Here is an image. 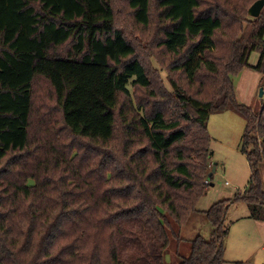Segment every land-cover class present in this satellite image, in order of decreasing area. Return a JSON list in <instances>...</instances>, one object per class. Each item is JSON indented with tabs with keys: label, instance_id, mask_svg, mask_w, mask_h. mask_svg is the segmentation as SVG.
I'll return each instance as SVG.
<instances>
[{
	"label": "trees",
	"instance_id": "1",
	"mask_svg": "<svg viewBox=\"0 0 264 264\" xmlns=\"http://www.w3.org/2000/svg\"><path fill=\"white\" fill-rule=\"evenodd\" d=\"M247 6L0 0V264H166L212 185L209 115L233 110L248 186L205 211L212 238L177 264L225 262L231 203L264 219V103L233 81L264 75V8L245 21Z\"/></svg>",
	"mask_w": 264,
	"mask_h": 264
},
{
	"label": "rangeland",
	"instance_id": "2",
	"mask_svg": "<svg viewBox=\"0 0 264 264\" xmlns=\"http://www.w3.org/2000/svg\"><path fill=\"white\" fill-rule=\"evenodd\" d=\"M230 1V0H229ZM250 7V3L243 0H231ZM247 6V7H248ZM248 7V9H249ZM264 8V6H263ZM262 8V9H263ZM248 11V10H247ZM245 21L249 20L247 12ZM244 21V25L247 23ZM259 55L253 52L249 62L256 64ZM153 67L160 70V66L153 61ZM165 85L170 88L165 79L166 72L161 71ZM237 100L250 107L254 113L261 111L264 103V75L260 72L244 67L233 77ZM132 92L133 87L129 85ZM262 90V93L260 92ZM208 131L211 135V160L216 171L197 203L198 212L194 213L178 230L181 240L171 236V243L166 249V264H177L180 254L188 255L190 241L196 236L210 240L214 229L209 222L205 211L219 200L232 201L237 192H243L249 183L251 170L242 151V138L245 120L236 111L224 110L213 112L207 121ZM264 188V162L258 165ZM227 181V183H226ZM225 226L228 229L223 241L225 262L223 264H264V219L253 218L248 206L244 202H233L226 210Z\"/></svg>",
	"mask_w": 264,
	"mask_h": 264
},
{
	"label": "water",
	"instance_id": "3",
	"mask_svg": "<svg viewBox=\"0 0 264 264\" xmlns=\"http://www.w3.org/2000/svg\"><path fill=\"white\" fill-rule=\"evenodd\" d=\"M263 6H264V0H255L248 9L249 15L253 17H257L260 14ZM260 92L262 93L261 89ZM214 170H215V166L212 165V168L208 173V175L211 176Z\"/></svg>",
	"mask_w": 264,
	"mask_h": 264
},
{
	"label": "crops",
	"instance_id": "4",
	"mask_svg": "<svg viewBox=\"0 0 264 264\" xmlns=\"http://www.w3.org/2000/svg\"><path fill=\"white\" fill-rule=\"evenodd\" d=\"M213 164V163H212ZM214 165V164H213ZM215 166V165H214ZM215 171H216V167H215V170L213 171V174L215 173Z\"/></svg>",
	"mask_w": 264,
	"mask_h": 264
},
{
	"label": "built area",
	"instance_id": "5",
	"mask_svg": "<svg viewBox=\"0 0 264 264\" xmlns=\"http://www.w3.org/2000/svg\"><path fill=\"white\" fill-rule=\"evenodd\" d=\"M226 183H227V181H226Z\"/></svg>",
	"mask_w": 264,
	"mask_h": 264
}]
</instances>
